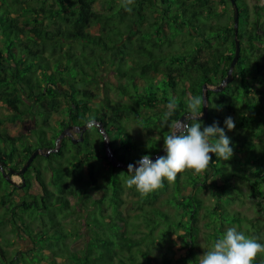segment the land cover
Masks as SVG:
<instances>
[{
  "label": "trees",
  "instance_id": "16d2710c",
  "mask_svg": "<svg viewBox=\"0 0 264 264\" xmlns=\"http://www.w3.org/2000/svg\"><path fill=\"white\" fill-rule=\"evenodd\" d=\"M235 2L240 55L232 80L215 90L235 50L229 0H0L5 175L42 151L19 185L0 170V264H199L200 218L208 248L233 226L264 243V0L252 7ZM203 84L208 109L198 119L223 126L224 113H231L232 157L219 161L210 154L207 170L178 173L161 200L167 180L148 194L128 187L127 168L111 164L106 140L126 165L157 154L185 116L188 99L202 98ZM169 101L177 108L162 128ZM26 118L31 123L24 131L5 126ZM132 124L144 139L131 133ZM70 126L76 142L65 135L56 144ZM207 187L211 205L198 196ZM245 196L254 200L253 219L228 207ZM7 225L23 229L28 250L2 246ZM83 233V244L72 247L70 237ZM252 264H264V252Z\"/></svg>",
  "mask_w": 264,
  "mask_h": 264
},
{
  "label": "clouds",
  "instance_id": "9594fccd",
  "mask_svg": "<svg viewBox=\"0 0 264 264\" xmlns=\"http://www.w3.org/2000/svg\"><path fill=\"white\" fill-rule=\"evenodd\" d=\"M202 103L200 96L188 99L185 117L176 120L173 129L163 139V155L153 160L146 153L127 165L128 187H134L141 194H148L161 188L164 180L174 182L177 174L185 169L196 172L207 170L212 159L210 154H214L219 161H227L232 157L233 146L226 129L230 131L235 127L233 118L225 117L223 126L216 122L204 125L198 119L202 115ZM176 108L177 105L172 101L165 105V119L160 122L162 128L167 127V118L174 115ZM94 123L91 121L88 126ZM262 252L264 243L246 236L233 226L228 227L200 255L199 264H252L257 254Z\"/></svg>",
  "mask_w": 264,
  "mask_h": 264
},
{
  "label": "rangeland",
  "instance_id": "374dc122",
  "mask_svg": "<svg viewBox=\"0 0 264 264\" xmlns=\"http://www.w3.org/2000/svg\"><path fill=\"white\" fill-rule=\"evenodd\" d=\"M247 3L249 4V6H254L255 4H258L260 2H262V0H246ZM63 105V104H62ZM5 113V110L0 108V114H4ZM231 113H224V116H223V120L225 117L227 116H230ZM31 123V120L26 118L25 121H15V122H5V126L6 127H10L9 129L12 128L15 129L14 131L12 132H15L16 130L18 131H24L27 127L29 126ZM134 125L132 127V131L131 133L135 136V137H139V138H143L144 139V136L142 137V131L140 132V134L138 135V126L135 125V124H132ZM174 126V124H173ZM173 126H172V129H173ZM77 132L74 131V130H69L68 131V135L72 136L75 140H76V134ZM95 131H92V136H91V139H95ZM156 134V133H154ZM96 141V140H94ZM59 143V142H58ZM57 143V144H58ZM108 145V148H109V143L107 142L105 144V148L107 147ZM110 149V148H109ZM212 176V175H210ZM49 178V175L48 173L45 174V179L48 180ZM11 179L13 180V182H15L16 184H21L22 182V178L20 176H17V175H14V176H11ZM213 180H216V176L215 177H212L210 178L209 182H213ZM35 184H33V188L32 189H35ZM50 187V186H49ZM167 191H165L161 197H160V200L161 199H164L166 198V196L168 195V193H170V191L173 190V185L172 183L169 182L168 184V187H167ZM23 191V190H22ZM22 191L20 193H22ZM20 193H17L15 192V195H14V198L15 199H20ZM25 192H23L21 195H24ZM126 195L127 193H123V195ZM198 196L203 200V205H211L213 203V196L211 195V192H210V189L207 187V188H204L202 190H200L198 192ZM128 197L132 198L133 196L131 194L128 195ZM246 197V196H245ZM129 199V198H128ZM160 200L159 202H157L156 204L160 203ZM164 207H166V204H162ZM229 209L230 210H234V211H238L240 213V215L242 216H245L246 218L248 219H253L255 218L258 213L254 210V200L252 199H249V198H245L243 203H241L239 200H236L234 201L232 204H230L229 206ZM130 208V206L127 204L124 206V209L123 212L126 213L127 212V209ZM2 211V212H1ZM203 210L201 209L200 210V213H202ZM0 213H4V210L3 209H0ZM129 213L131 215H133L135 213V210H130ZM260 214L263 215V212L260 210L259 211ZM39 219V217H38ZM70 219V218H69ZM205 219L203 218H200L199 220V227H200V232H199V237H198V249H197V253L199 255V257L201 258L200 255H202L204 253V251L206 249H208V244L206 242V239H205V232H206V228L204 227L203 223H204ZM33 225V224H31ZM69 228V225L67 226ZM10 230V227L7 225L5 228H4V232H3V235L6 237V240H2V246L4 248H6L9 252H14V250H22V251H26L29 249V247H31V240L30 238H28L27 236L24 237V232H23V229L18 226L15 230L16 232H13V231H9ZM22 235L23 237L22 238H19L18 236L19 235ZM85 233L82 234L81 237H70L69 239V244L72 245V247H80L82 244H83V239H84V236ZM2 235H0V239H1ZM9 242V243H6ZM161 251H163V249H156V253H160ZM27 264H30V263H27ZM43 264H48L47 262H44Z\"/></svg>",
  "mask_w": 264,
  "mask_h": 264
},
{
  "label": "water",
  "instance_id": "95a60500",
  "mask_svg": "<svg viewBox=\"0 0 264 264\" xmlns=\"http://www.w3.org/2000/svg\"><path fill=\"white\" fill-rule=\"evenodd\" d=\"M230 1V4L232 6V9H233V28H234V46H235V50H234V56L229 64V68H228V71H227V74L225 76V78L214 88L215 90H222L224 85H226L227 83H229L232 78H233V69L235 67V64L237 63L238 61V58H239V55H240V41L237 37V33H238V24H239V10H238V7H237V4L235 2V0H229ZM203 88V95H202V110H201V113L202 115L200 116L201 118H205L206 115H207V94H206V90L209 88L207 84H203L202 86ZM185 116H182L180 119H183ZM89 124H87L86 126H83L82 129L84 130ZM99 129H100V132H102V134H104V136H106L105 132L101 129V124L100 123H97ZM69 128H74L73 126H70L66 129H64L57 137L56 139V144L65 136V135H68V130ZM76 129V128H75ZM80 140H82V138L80 137ZM73 142H76L75 139H73ZM108 141L106 140V143ZM107 154H108V159L109 161L111 162V164L113 166H117V167H124V168H127V165L126 164H123L122 162L118 161L115 156L113 155V153L110 151V149L108 148V145H107ZM56 150V149H55ZM40 152H42L41 150L39 149H35L30 155L29 157L27 158V160L25 161V163L22 165V167L17 171L15 172V175L19 176L20 174H23L26 169L30 166L32 160L36 157L37 154H39ZM163 152V149L158 152L157 154L153 155V156H150L153 160L159 156L161 153ZM0 170L2 171L3 173V169H2V162L0 161ZM11 173H13V170H11ZM6 178H8V180L10 182H13V180L8 177L7 175H5Z\"/></svg>",
  "mask_w": 264,
  "mask_h": 264
},
{
  "label": "flooded vegetation",
  "instance_id": "af4514ba",
  "mask_svg": "<svg viewBox=\"0 0 264 264\" xmlns=\"http://www.w3.org/2000/svg\"><path fill=\"white\" fill-rule=\"evenodd\" d=\"M69 130H73V128H69ZM1 162H2V161H1ZM2 165H3V162H2ZM2 167H3V166H2ZM6 168H9V167H6ZM6 168H5V171L7 170ZM2 169H3V168H2ZM10 170H11V169H10ZM5 171H4V169H3V173H2L3 175H5ZM15 172H17V171H13L14 174H15ZM12 176H14V175L12 174Z\"/></svg>",
  "mask_w": 264,
  "mask_h": 264
}]
</instances>
